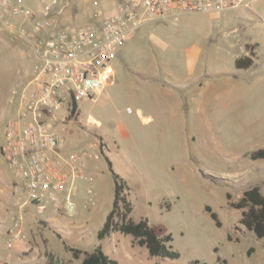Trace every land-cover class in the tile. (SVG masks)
<instances>
[{"label":"rangeland","instance_id":"rangeland-1","mask_svg":"<svg viewBox=\"0 0 264 264\" xmlns=\"http://www.w3.org/2000/svg\"><path fill=\"white\" fill-rule=\"evenodd\" d=\"M59 1L53 8L57 18L56 8L63 5ZM93 1H98L89 5L93 14L103 11L104 2ZM125 1L118 0L119 4ZM77 15L66 22L85 25L83 12ZM103 17H96V22ZM252 44H258L256 65L237 68L236 59L249 55ZM194 46L200 52L193 64L195 75H189L188 57ZM36 61L29 44L0 32V147L7 121L16 111L17 96L32 78ZM262 62L264 0L215 14H171L143 23L120 48L106 91L83 100L77 118L57 122L66 129L70 149L84 148L96 138L107 141L112 169L130 188V216L165 225L173 239L167 245L179 257H151L146 247L133 243L132 235L121 232L98 239L115 191L104 152L91 171L88 168L87 177L75 181L73 195L79 207L70 217L38 210L0 151V264H48L49 251L62 264H80L81 259H74L66 245L84 251L101 246L118 264H192L196 260L264 264V238L241 224L242 211L231 207L228 199L231 194L232 201H238L254 186H260L264 194V159L250 156L264 148ZM168 74L180 80L187 75L188 85L168 84L173 94L165 112L169 120L157 124L146 119L155 89L160 87L153 77L165 82ZM207 206L218 214L221 226ZM13 216L23 219L16 230L21 238L10 247ZM18 245H24L23 253Z\"/></svg>","mask_w":264,"mask_h":264},{"label":"built area","instance_id":"built-area-1","mask_svg":"<svg viewBox=\"0 0 264 264\" xmlns=\"http://www.w3.org/2000/svg\"><path fill=\"white\" fill-rule=\"evenodd\" d=\"M252 1L126 0L116 13L103 17L97 12L93 23L74 26L53 15L59 0H49L38 10L25 0H0V32L29 44L37 59L32 78L17 96L0 147L29 201L40 211L53 209L70 217L77 213L73 185L87 177L89 161L103 156L105 142L96 138L84 148L67 150L56 123L68 119L83 100L106 89L120 48L143 23L171 14L221 12L250 6ZM96 17L103 19L99 23ZM22 219L12 217L10 247L21 238L16 230Z\"/></svg>","mask_w":264,"mask_h":264},{"label":"trees","instance_id":"trees-1","mask_svg":"<svg viewBox=\"0 0 264 264\" xmlns=\"http://www.w3.org/2000/svg\"><path fill=\"white\" fill-rule=\"evenodd\" d=\"M252 47H250L251 49ZM255 53L251 50L250 56L240 57L236 60V66L239 69H248L254 63ZM80 115V107L75 106L69 118H77ZM253 160L264 159V148H261L251 155ZM109 161L110 169L113 172L115 191L113 206L108 213L103 226L99 229L97 237L103 240L114 232H121L126 235H132L133 243L141 247H146L151 257H170L177 258L179 254L171 250L167 244L171 242L172 235L168 232L165 225H152L148 219H140L135 221L130 215L133 211V205L128 199L129 185L127 181L114 172L112 162ZM231 207L242 211L241 224L248 230L253 231L257 237L264 238V194L260 186H254L244 191L242 197L238 201H232V195L228 194ZM212 218L218 226H221L218 214L213 211L212 207L207 206ZM69 250L74 259H81V264H118V262L110 258L101 246L93 251H84L79 248L65 246ZM253 249L250 250L252 252ZM48 264H62L58 261L53 252L47 253ZM192 264H208L199 260Z\"/></svg>","mask_w":264,"mask_h":264},{"label":"crops","instance_id":"crops-1","mask_svg":"<svg viewBox=\"0 0 264 264\" xmlns=\"http://www.w3.org/2000/svg\"><path fill=\"white\" fill-rule=\"evenodd\" d=\"M48 1L49 0H33L32 1L33 3L30 4L27 0H25L26 4L28 6L34 8V9H37V10L44 8L45 4L48 3ZM101 1L104 2V5H103L104 9H103V11H100V12H102V14L111 15V14H114V13L117 12L118 5H119L118 0H101ZM93 2H94L93 0H63L62 7L61 8H56L57 9L58 18L61 21L66 22L68 18H75L76 19V17H79L77 15V13L79 11H82L83 12V17H84L83 19H85V20H83V22H85V24L93 23L95 21V18L93 17L95 13L93 14V11L91 10V7L89 6L90 3H93ZM106 11H109V12H106ZM215 13H217V12H215ZM215 13H213V14H215ZM63 15H65V16L69 15V16L68 17H63ZM92 18H93V21L91 20ZM250 46L254 47L253 51H254L255 55L253 57L254 63L252 65V67H254V65H256V60L255 59L257 58L256 54H257V46H258V44H252ZM194 47L195 48L190 51V56L188 57V60H189V62L191 64V71L189 72V75H192V74L195 75L194 74L195 69L193 70V68H194L193 64L195 63V60L199 57V52H200V50H199L200 48L199 47H196V46H194ZM242 47L243 46L240 45V50L242 49ZM250 54L251 53L249 52V55ZM249 55H245V56H249ZM238 58H240V57H238ZM113 73H114V70H113ZM262 73H263L262 78H264V62H262ZM153 79H156V81H158L160 87L159 88L156 87V89H155L154 95L156 97L155 98L153 97V99H151L150 114H149V117H147L146 119H148L150 121L154 120L157 124H159V123H162V122L164 123L167 120H169V118L167 116V113L165 114V112L168 111L169 107H171L170 104H169V98L171 96H173V94H172V91L170 89L171 87H169L168 84L174 85V86H179V84H180L182 86H185V85H188L189 77L186 75V77H184V79L181 78V80H180V78L176 77L174 74H168V75H166L165 82H163L161 80H158L157 77H153ZM192 85L195 88V82H193ZM104 91H106V89ZM56 129L60 133H62L64 138H66L64 133H63V132L66 131V129L64 128L63 123H60V125H56ZM105 145L106 146H105L104 155L109 159V157L106 155V150H110V149H109V146H108L106 140H105ZM71 146L72 145H68L66 143V139H65V143H64L65 149L69 150ZM93 162L94 161H91V165H89V167H88L89 171H91V169H92ZM77 204H78V202H77ZM78 207H79V205H78ZM49 210L52 211V212H56L53 209H49ZM18 246H19V251L21 253H23L24 252V247H23L24 245H18Z\"/></svg>","mask_w":264,"mask_h":264}]
</instances>
